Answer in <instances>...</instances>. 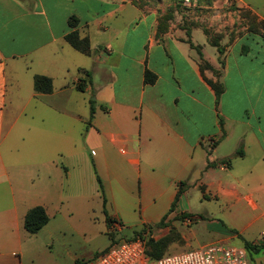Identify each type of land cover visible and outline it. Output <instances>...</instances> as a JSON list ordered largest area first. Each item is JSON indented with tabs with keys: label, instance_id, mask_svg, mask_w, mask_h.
Instances as JSON below:
<instances>
[{
	"label": "crops",
	"instance_id": "obj_1",
	"mask_svg": "<svg viewBox=\"0 0 264 264\" xmlns=\"http://www.w3.org/2000/svg\"><path fill=\"white\" fill-rule=\"evenodd\" d=\"M197 188L240 229L222 241L264 244V15L243 0H0V264H25L38 235L61 251L84 213L192 224ZM36 206L49 222L32 234Z\"/></svg>",
	"mask_w": 264,
	"mask_h": 264
},
{
	"label": "rangeland",
	"instance_id": "obj_2",
	"mask_svg": "<svg viewBox=\"0 0 264 264\" xmlns=\"http://www.w3.org/2000/svg\"><path fill=\"white\" fill-rule=\"evenodd\" d=\"M171 2L172 0H164L165 4ZM243 2H248L256 12L264 15V0H243ZM218 172L221 176L226 174ZM189 200L198 216V221L184 224L180 219L177 224L168 226L166 229H154L150 233H146L145 240L149 237L160 239L171 236L173 239V243L169 247L171 253L190 251L199 248L204 243L219 241L245 248L249 253V264H257V261L254 262V251L245 245L246 238L242 235H237L232 240L222 241L224 238L231 237L235 232L239 234L240 230L225 220L229 217L227 215L230 213V209L227 208V204L223 200L213 197L211 194L205 195L203 188L192 189ZM222 205H225L224 208ZM243 214L251 215V212L245 209ZM239 220H242L241 217ZM117 222L121 226L113 230L112 223H107L105 216L100 211L93 213V216L84 213L79 220V224L84 228L83 231L76 236H65V244L62 245L61 251L58 249V245H55L54 248L48 246V239L42 235L34 237L32 244L28 243L25 246V264H83L93 260L100 251L111 246L114 242L133 239L137 235L136 232L143 228V223L130 218ZM193 232H196V236L188 246L185 237H190ZM42 254L46 255V259Z\"/></svg>",
	"mask_w": 264,
	"mask_h": 264
},
{
	"label": "built area",
	"instance_id": "obj_3",
	"mask_svg": "<svg viewBox=\"0 0 264 264\" xmlns=\"http://www.w3.org/2000/svg\"><path fill=\"white\" fill-rule=\"evenodd\" d=\"M210 144H214L212 140ZM221 165L227 166L224 162ZM112 226L115 230L121 225L114 221ZM146 233L137 239L120 240L100 251L93 260L83 264H249L250 261L245 248L223 242L209 243L190 251L170 253L153 260L146 252Z\"/></svg>",
	"mask_w": 264,
	"mask_h": 264
},
{
	"label": "trees",
	"instance_id": "obj_4",
	"mask_svg": "<svg viewBox=\"0 0 264 264\" xmlns=\"http://www.w3.org/2000/svg\"><path fill=\"white\" fill-rule=\"evenodd\" d=\"M184 1L185 0H172V2H175L176 5H180ZM69 25H70V27H76L78 25V18L76 16H72L69 19ZM66 39L77 50H79L83 53H86V54L91 53V43H90L89 38H87V37L81 38L77 31H72V32L68 33L66 35ZM215 45L218 46L217 43H215ZM218 49L220 52H222V48L220 46H218ZM156 78L157 77L154 73H152L150 71L146 72L145 81L147 83H151V84L154 83L156 81ZM83 81L84 80H82L81 83L78 85V87L81 90L84 89V85H82ZM211 84L214 87V89L216 90L217 99H219L225 90L224 85L221 83H214V82H211ZM35 88L39 92L50 93L53 91V80L48 76L37 75L35 77ZM95 109L96 108L93 105V101H92V105H91V114L92 115L95 112ZM237 153L239 155H241L242 151L238 150ZM98 180H99V183L103 189L102 180L99 176H98ZM178 197H179V195H178ZM105 205H106V198L104 196V207H105ZM48 222H49V216H48L45 208L42 206H36V207L32 208L27 213L26 218H25V228L28 232L35 234V233H38ZM113 222H114V219H112L108 216V223H113ZM167 226H170V223L165 222V220L156 224V225L146 226L143 229H141L140 231H137L136 232L137 235L133 239L143 237L144 233H146L148 230H154L155 227H167ZM171 243H173V239L171 236L170 237L165 236V237L160 238V239H155V238L149 237L146 240L147 255L153 260H158V259L164 257L165 255L171 253L169 251V247H170ZM245 245L249 249H252V251H254V252L260 251L261 249L264 248V244L257 245V244H254V243L248 241V240H245Z\"/></svg>",
	"mask_w": 264,
	"mask_h": 264
}]
</instances>
